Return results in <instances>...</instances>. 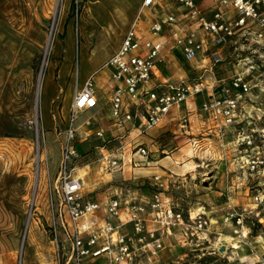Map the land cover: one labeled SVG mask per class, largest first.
Listing matches in <instances>:
<instances>
[{"label": "built area", "instance_id": "obj_1", "mask_svg": "<svg viewBox=\"0 0 264 264\" xmlns=\"http://www.w3.org/2000/svg\"><path fill=\"white\" fill-rule=\"evenodd\" d=\"M176 1L182 9L179 16L159 19L151 13L142 19L143 11L156 2L142 0L116 52L82 86L74 88L67 120L58 134L57 172L46 187L55 264H100V260L103 264L150 263L157 261L171 242L185 248L208 242L218 224L230 227L236 245L242 246L247 245L245 235L259 230L261 235L254 238L260 239L258 247L264 246V126L253 127L260 116L250 98L252 88L258 87L251 84V78L264 75V0H214L208 14L196 0ZM229 51L247 52L229 78L206 82L198 77L177 85L157 80L165 52H175L182 61L195 64V71L213 75L222 68ZM102 71L109 72L108 82L112 84V124L119 129L129 125L127 132L134 137L125 140L129 133L113 136L98 129L86 136L98 141L94 162L100 176L138 167L135 159L145 160L149 152L144 144L133 141L158 127L171 110L201 97L199 114L210 124L207 131L212 134L208 137L214 136L219 162L227 168L223 174L225 192L235 176L233 182L243 183L250 193V203L229 207L221 223L213 224L204 211L193 214L170 201L165 191L172 182L171 175L152 176L154 191L148 197L137 189V181L130 184L135 188L125 181L106 182L100 199L94 191L86 192L84 178L89 165L80 161L83 154L92 152H81L76 122L80 115L97 109L95 79ZM93 123L88 118L80 126ZM178 130L189 133L184 115L178 118ZM191 140L194 153L198 142ZM253 253L251 264H264V250Z\"/></svg>", "mask_w": 264, "mask_h": 264}, {"label": "rangeland", "instance_id": "obj_2", "mask_svg": "<svg viewBox=\"0 0 264 264\" xmlns=\"http://www.w3.org/2000/svg\"><path fill=\"white\" fill-rule=\"evenodd\" d=\"M86 2L59 0L58 12L53 14L54 0H0V264H55L56 249L49 229L46 187L52 183L57 172L60 157L58 134L67 120L73 88L82 86L88 76L113 55L111 53L116 43L113 29L119 23L114 9L118 7V1L96 0L100 4L94 7L89 18ZM90 4L94 3L89 2V8ZM141 18H145L144 12ZM49 36L52 48L46 53V39ZM70 53L71 57L67 56ZM246 54L245 51H229L224 63H221L222 68L213 75L195 71L192 69L195 64H186L176 58V72L167 75L173 77L169 84L177 85L198 77L206 82L213 78H229L240 65L239 58ZM40 73L42 77L37 101ZM106 73L102 71L97 74L96 87L98 79ZM251 79V84L258 86L252 88L250 98L256 104H251L253 109H259L257 116H260L253 127H262L264 91L260 89L264 90V75L254 74ZM201 99L195 98L197 107ZM36 101L37 117L34 112ZM88 118L95 123L90 127L80 126ZM96 121H99L96 116L82 114L76 122L81 127L78 128L81 152H92V159L87 164L89 169H84L87 172L84 178L85 191L86 188L92 189L99 180L108 178L99 175L94 162L98 157L95 150L98 141L86 136L112 122L106 119ZM154 136L152 141L151 138L148 141L159 150L155 154L159 157L168 155L171 146L177 144L170 134L161 135L163 139ZM181 142H185V139ZM161 150L168 154H160ZM151 152L149 158L153 154ZM38 158L41 162L37 161ZM194 174L178 179L172 177L165 191L170 201L179 204L178 207L184 211L205 204L203 196L208 192L207 180L202 178L201 173ZM135 179L144 186V197L152 194L154 189L151 180L142 177ZM178 186L182 187L177 189ZM217 226L219 224L214 227ZM258 235H261L259 230H253L251 235H245V241L249 242L250 237ZM216 238L220 237L211 233L208 242L197 247H169L158 261L143 264H251L246 261L249 252L237 250L236 241L225 243L226 240ZM99 263L103 264L102 260Z\"/></svg>", "mask_w": 264, "mask_h": 264}, {"label": "crops", "instance_id": "obj_3", "mask_svg": "<svg viewBox=\"0 0 264 264\" xmlns=\"http://www.w3.org/2000/svg\"><path fill=\"white\" fill-rule=\"evenodd\" d=\"M119 2L118 7L114 8L115 12L117 13L119 17V23L116 25L115 29V38L116 43L115 47L113 48V51L111 54H114L116 50L120 46V42L122 39V36L127 31L129 26L133 23L135 20L138 12L141 9V2L142 0H116ZM198 3V6L204 10L205 13L208 14L209 8L214 0H196ZM94 3V6H92V10L94 11V7L96 5H99L100 3L96 2V0H87L86 4L88 6L89 11V4L88 3ZM123 3V5L121 4ZM181 7L177 3L176 0H156L155 5L150 8L149 10H144L145 17L149 18L150 14L153 13L155 16H157L159 19H163L168 15H174L179 16L181 12ZM231 15V14H230ZM90 17V12L89 15ZM91 18H93V15H91ZM111 25V24H110ZM112 27V26H111ZM168 48V44L166 45L165 49ZM227 54V50L224 52V55ZM164 62L158 66L157 69V80L158 81H165L168 82L173 79V77H169L167 75H173L176 72V65H175V59H180V56L176 54L175 52H165ZM67 56L71 57L67 54ZM186 64H190L185 62ZM194 65V64H193ZM193 69V68H192ZM108 72V71H107ZM108 73L104 75L103 77L98 79V85H97V100H98V107L95 110L88 111L84 114V116H93L97 117L99 121L101 122L102 119L109 120V122H112L110 119V106H109V98H110V88L112 84L108 82ZM76 87H79L78 85ZM74 91V88H73ZM71 104V103H70ZM70 107V105H69ZM199 106L193 103L187 102L186 105H181L177 109L171 110L170 114L161 122V124L152 129L151 131L147 132L145 135H147L143 138L135 139L133 142H137L138 144H144L145 147H147L148 152L152 151V155H150V158L148 156L147 159H135L136 164H138V167L136 168H127L124 170L123 173H117V174H103V176H107L108 178L105 180H99V182L92 186V189L86 188V192H93L96 198L100 199L102 196L101 192L104 189L103 184L109 181L112 182H120L125 181L127 183H134L138 180L135 179V177L138 179L139 177L144 178L146 180H151L152 176L154 175H171L173 177H176L177 179L181 176H194V173H198L202 175V178L206 179V189L207 193L203 196V202L204 205L197 207V209H190L187 208L191 213L197 214L198 212H205L206 214H209V217L212 221H214L215 224L218 222L221 223V216L222 214L228 210L231 206H245L250 203V199L247 197L250 195V193L246 190V187H244L243 183H235L233 182L236 180L235 176L231 177L232 186L230 187V190L228 189V192H225L224 187V179L223 174L225 168L220 162H219V153L217 150V147H215L214 144V136L208 137L212 134V131H207L209 128H211L210 124L199 114ZM69 110V108H68ZM180 115H184L189 123V133H181L178 130V118ZM81 128V127H79ZM129 125H124L122 129L116 128L113 124H109L108 126L99 127L98 130H102L104 132H108V134L113 136H127L129 132H127L129 129ZM163 134H170L174 136L176 142V146H171V150H169V154L165 152L164 150L160 151V154H168L166 156L159 157L158 155H155L158 153L153 145L149 143L148 140L152 141L153 136L161 137V139L164 138V136H161ZM188 135V136H185ZM154 136V137H155ZM134 135L132 133H129L128 138L125 140L132 139ZM182 139H185V142H181ZM191 139H195L197 143V150L196 152L191 151V145L189 142H191ZM228 140H231L230 135H228ZM149 143V144H148ZM151 149V150H149ZM186 153L188 156H186ZM188 157V158H185ZM231 157V156H230ZM230 168H228L229 170ZM163 173L160 174L159 173ZM232 170V168H231ZM82 172V171H81ZM200 172V173H199ZM205 175V176H204ZM177 181V180H176ZM176 183V182H175ZM178 185H181L180 182H177ZM101 185V186H99ZM182 186L176 187L179 189ZM175 188V187H174ZM167 190V189H166ZM144 197V194L141 193ZM170 195V194H169ZM225 196H227L225 199ZM171 196V195H170ZM171 199V198H170ZM175 206H179V204H174ZM180 208V207H179ZM181 209V208H180ZM214 230V233L216 237L219 240H225V238H231L232 243L235 241V237H233L231 233V228L228 226L220 225L217 227L212 228ZM250 241L246 242V247H242L241 245H236L237 250L239 249L242 251L243 249L247 250L249 252L248 257L246 258V261L254 260V253H261L262 250H264V246L258 247V239L254 237H250ZM255 241L258 243L256 244ZM225 243H227L225 241ZM175 247L173 242H171L169 245H167V248L169 247ZM180 247V246H177ZM230 247L232 245L230 244ZM184 248V247H181ZM252 249V250H251ZM235 250V249H233ZM164 253H162L159 257V259L163 256ZM158 259V260H159ZM157 260V261H158ZM143 262H145L143 260Z\"/></svg>", "mask_w": 264, "mask_h": 264}, {"label": "bare ground", "instance_id": "obj_4", "mask_svg": "<svg viewBox=\"0 0 264 264\" xmlns=\"http://www.w3.org/2000/svg\"><path fill=\"white\" fill-rule=\"evenodd\" d=\"M89 4V3H88ZM91 7L89 8V12L91 13L92 12V6H94V4H90ZM58 8H59V0H54V4H53V7H52V12L53 14H56L58 12ZM56 22V21H55ZM56 24V23H55ZM51 36H49L47 39H46V45H45V52L47 53V51H50V49L52 48L51 46ZM86 63V62H85ZM44 64V63H43ZM43 67V66H42ZM43 71V70H42ZM41 73L39 75V80H38V84H37V90H36V96H37V101H38V95H39V91H40V82H41ZM37 101H36V107L34 109V112H35V117H37ZM258 239V238H257ZM226 242H231L232 239L231 238H225ZM258 243H260V239H258L257 241Z\"/></svg>", "mask_w": 264, "mask_h": 264}, {"label": "trees", "instance_id": "obj_5", "mask_svg": "<svg viewBox=\"0 0 264 264\" xmlns=\"http://www.w3.org/2000/svg\"><path fill=\"white\" fill-rule=\"evenodd\" d=\"M158 140H160V138H158ZM91 159H92V154H89V153L83 154L81 157L80 163L82 165H87L91 161ZM137 189H140L141 192L144 191V186L141 185L139 180H138V184H137ZM253 230L256 231V229H253Z\"/></svg>", "mask_w": 264, "mask_h": 264}, {"label": "water", "instance_id": "obj_6", "mask_svg": "<svg viewBox=\"0 0 264 264\" xmlns=\"http://www.w3.org/2000/svg\"><path fill=\"white\" fill-rule=\"evenodd\" d=\"M23 242V241H22ZM22 242H21V247H22ZM21 247H20V251H21Z\"/></svg>", "mask_w": 264, "mask_h": 264}]
</instances>
